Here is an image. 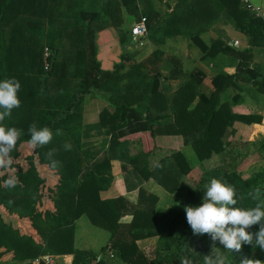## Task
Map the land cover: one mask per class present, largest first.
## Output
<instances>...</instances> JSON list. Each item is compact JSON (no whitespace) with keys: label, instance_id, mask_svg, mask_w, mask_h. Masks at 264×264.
<instances>
[{"label":"trees","instance_id":"obj_1","mask_svg":"<svg viewBox=\"0 0 264 264\" xmlns=\"http://www.w3.org/2000/svg\"><path fill=\"white\" fill-rule=\"evenodd\" d=\"M48 1L0 0V81L14 78L21 85L18 92L21 106L12 111L11 117L7 118L8 124L10 127L22 130L23 136L29 137L28 129L33 123L38 128L48 127L54 132L56 129L54 130L53 127L56 126L59 120L60 122L63 120L67 124L64 128V138L68 139V143L72 145L71 150L66 151L63 148L65 139H55L47 146L40 148V152L44 151L46 153L51 149H56L53 159L59 161L58 168L63 171V175L60 176L63 192L57 204L58 213L53 215L55 226L48 234L44 248H49L55 254H70L72 256L70 264H104L100 260H96L95 256L90 253L71 249L73 221L79 216L85 215L90 224L103 228L110 233L109 247L116 244L115 257L123 264H161V259H158L159 253L162 250H166L162 247L167 248V246L176 244V239L173 236L174 227L176 225L185 227L187 224L184 211L185 205L175 203L169 207L165 212L170 215V219L167 220L163 217L165 213L159 216V212L153 213L152 208L150 211L138 210L135 206L129 205L124 199L119 197L113 200H100L98 198V192L105 190L111 181L109 161L112 159H126L131 164L134 162V159L125 157L128 143L122 138L129 134L144 132L148 133L151 138L156 134L178 135L182 138L183 145L190 146L196 159L203 163L210 160L213 155H221L225 147L232 146L226 140L234 135V131L231 128L234 122L248 125L258 124L260 123V118L252 115L240 116L231 114L229 106L240 102L237 95L228 102H218L219 95L224 88L231 85V80L233 79L232 76L222 73L211 79V92L207 96L199 95L197 103L187 111L186 108L189 107L196 96L195 88L201 80H196L194 76H191L189 81L178 88L170 100V109L172 106H179L182 107V110L176 112L174 124L167 131H161L155 127L157 120H161L166 116L151 115L147 108L140 105L136 108H131L129 104L121 103L115 107L113 114L102 110L98 115V121L102 128L110 132L108 148L105 156L100 159L91 158V162L88 163L85 157V153L88 154V150H81L78 144L79 128L74 122L75 114L81 100L90 91L108 92L109 88L107 86L111 75L108 72L99 71L98 65L94 61V35L91 34L87 22H94L96 13L79 9L80 0L76 1L78 8L76 16L79 24L84 27V34H79L76 27H74L73 31H71L72 33L69 34L72 36L69 40L71 45L61 50L58 59H54L55 52L53 54L49 47H39L31 31L27 34L18 27H11V30H8L7 39L3 41L2 37L4 23L13 22L23 14L30 16L39 14ZM121 2L124 3V0H121ZM186 9L199 19L206 18L209 12H214L216 16L222 15L242 32L247 38L249 49L246 51H231L232 54L237 55L239 58L244 59L246 57L245 54H249L251 49L264 46L263 20L242 6L240 0H210L209 8L206 7V0H192L186 6ZM33 25L31 24L27 28ZM87 38L89 41L86 44L90 52L89 65L83 66L81 74L78 75L82 76L81 81H79L80 85H82V90L73 94L71 99L64 101L65 109L63 111L48 113L52 112L53 105L59 102L56 98V101L51 105L48 104L51 111L40 112L37 118V115L34 114V109H37L39 101L43 97L46 96L48 99L47 92L55 91V96H59L57 90L70 82L68 79L73 76L70 67L77 66L78 59L81 57L80 51H75L73 45L84 44ZM194 42H196L202 52L208 50L196 37H194ZM43 48H47L51 54L47 71L42 70ZM235 71L255 80L253 83L255 86L254 91L264 95V75H257L256 78L260 80L255 79L254 71L242 64L237 65ZM113 88L112 85V90ZM153 97L150 96L149 98L150 104L155 102L156 98ZM215 97L217 98L215 99ZM160 103L165 106L162 96ZM57 104L59 105V103ZM169 113L171 114V112ZM38 151L35 149L36 153ZM149 152L150 150L145 151L141 156L144 158ZM157 164L160 165V167L155 166L159 175H154L152 171L148 170L146 163L142 170H138L139 174H141L143 179L153 176L156 182L161 184L168 193H172L177 187H185L184 178L188 174L189 168L179 151L163 157ZM15 177L19 181L17 186L26 189L28 176L24 173H17ZM213 178L220 179L222 182L235 187L238 198L243 197V199H238L237 207H254V202L247 196V193L257 187V176L244 177L236 171L224 172L219 169H213L207 171L206 176L202 175L197 184L202 186V184L208 183ZM5 180L7 179L4 176L0 177V196L4 195V189L7 187L3 184ZM164 181H167L168 184L166 185ZM17 186L14 188H17ZM193 189L195 190L196 187ZM190 192L188 191V193ZM12 198L14 199L16 196H12ZM18 199L21 201L23 198L20 197ZM125 214L131 216V221L126 227L130 238L129 243H125L122 240L115 242L113 237L121 228L117 221ZM258 229L259 225H255L248 231L255 233ZM152 236L159 237L158 245L152 251V256L147 257L134 247L133 242L137 239ZM161 238H164L163 244L161 243ZM131 247H133V250H131ZM103 250L104 248L100 249V252ZM256 251L250 249L246 244L242 245L241 251L236 254V261L234 260L235 262H232V264H241L242 258L260 260L261 252L259 250ZM39 256H42L40 247L26 248L23 246L18 258L28 259L29 263L27 264H30L32 260Z\"/></svg>","mask_w":264,"mask_h":264},{"label":"crops","instance_id":"obj_2","mask_svg":"<svg viewBox=\"0 0 264 264\" xmlns=\"http://www.w3.org/2000/svg\"><path fill=\"white\" fill-rule=\"evenodd\" d=\"M209 1L206 0L207 8H209ZM247 1L257 9L256 11H264V0ZM191 2L192 0H124L122 3L121 0H80L79 9L96 13L93 22L97 26L94 61L99 71L111 74L107 86L108 92L104 94L102 91H90L81 100L75 114L74 122L79 128L78 144L81 150H88V154L85 153L88 163L91 162V158L100 159L105 156L108 148L110 132L102 128L98 121V115L102 110L113 114L115 107L121 103L129 104L131 108L140 105L147 108L151 115L166 116L157 120L155 127L161 131H167L174 124L176 112L182 110L179 106H172L170 109V100L178 88L189 81L191 76H194L196 80H201L195 88L196 96L186 108L187 111L197 103L199 95L207 96L211 92V79L222 73L232 76L233 79L231 85L224 88L219 95L218 102H228L237 95L240 102L229 106L230 113L240 116L248 114V110L243 108L245 106L244 94L247 93L248 88L255 90L253 85L255 80L245 74L237 73L235 67L242 64L252 69L256 75L255 79H259L256 78L257 75L264 73L255 68L260 69L263 65L261 63H264L263 51L257 53L256 50L251 49L249 54H245L244 59L232 54L233 50L246 51L249 49L246 36L222 15L216 16L214 12H209L206 18H196L191 11L186 9ZM131 12H138L136 21L141 17L145 18L147 33L141 40V45L137 46L130 40L127 30L128 44L131 46L123 43L122 47L115 25L120 22L121 17ZM112 20L113 25L110 24ZM262 20L264 22V19ZM194 37L208 50L202 52L194 42ZM234 41L237 43L236 47L232 46ZM121 47L128 56L122 57ZM70 80L71 78L68 79ZM64 87H60L57 94L67 91ZM49 93L56 94L55 91ZM254 94L258 101L264 102L263 94L256 93V91ZM150 96L156 98L151 104ZM161 96L165 101V106L160 103ZM252 112L262 121L263 107L259 110L254 109ZM263 122L264 120L260 123ZM253 125L255 128H260L258 124L247 126L234 122L231 127L234 137L227 138L226 141H231L233 145L236 140H239L238 134L241 129L249 130L253 128ZM250 133L247 132L246 135L249 137ZM122 139L128 143L125 157L134 159V162L131 164L126 159L109 161L111 181L105 190L98 192L100 200H113L119 197L138 210L150 211L152 208L153 213L159 212H157L159 216H162L175 203L184 204L188 200V194L194 191V186H190L189 179L194 180L193 175L203 163L196 159L190 146L183 145L180 136L156 134L151 138L148 133L144 132L129 134ZM148 150H150L149 154L143 158L141 154ZM175 151L180 152L189 168L184 178L185 187H177L172 193H168L153 176L143 179L139 174L138 170H142L146 163L148 170L154 175H159L155 166L163 157ZM214 157L216 155H213L208 162H211ZM164 182L168 184L167 181ZM188 191L191 192L188 193ZM163 217L170 219V215L166 213ZM130 221L129 214L119 218L117 223L121 228L119 227L113 241L122 240L129 243L130 238L126 227ZM109 240L110 233L90 224L85 215L73 221L72 250L90 253L104 264H123L115 257L116 244L109 247ZM158 240V236L146 237L135 240L133 245L139 252L151 257L152 251L158 245ZM102 248L104 250L100 252ZM41 257L48 258L53 264H70L72 260L70 254H55L47 247L43 248Z\"/></svg>","mask_w":264,"mask_h":264},{"label":"rangeland","instance_id":"obj_3","mask_svg":"<svg viewBox=\"0 0 264 264\" xmlns=\"http://www.w3.org/2000/svg\"><path fill=\"white\" fill-rule=\"evenodd\" d=\"M76 1L49 0L39 14L32 16L23 14L13 22L4 23V26L2 25L4 27L2 30L3 41L7 39L8 30H11V27H18L27 34L31 31L39 47H49L53 54L55 52L54 59H58L61 50L71 45L69 40L72 36L69 34L72 33L71 31H73L74 27H76L79 34H84V27L82 24H79L76 16V10L78 9ZM258 6L260 7L259 4ZM137 17L138 12H131L129 15L121 17L120 22L115 25V30L120 37L122 47L123 43L131 46V44H128L129 27L136 21ZM27 21H29L28 24H26ZM112 23L113 20L110 21L111 25H113ZM31 24L34 25L27 28ZM87 24L91 34L94 35L93 44L95 52V31L97 26L93 22H87ZM88 38L84 44H80L79 46L72 44L75 51H80L81 57L78 59L77 66L70 67L73 76L68 85L64 87L67 88V91L59 94V96L47 92L48 99L46 96L43 97L39 101L37 109H34V114L37 115V118L40 112L51 111L49 106L56 101V98L59 102H56L53 105V111L48 113L63 111L65 109L64 101L71 99L73 94L82 90V85L79 82L80 76L78 75L81 74L83 66L89 65L90 52L86 44L89 41ZM122 47V57L128 56ZM263 48L264 46H261L253 48V50H256L257 53L262 51L264 53ZM261 64H263L261 65L262 67L260 69L255 68V70L264 73V63ZM250 91L253 93H249ZM246 92L244 94L245 101L243 103L245 102V106L243 108L248 110V114H244L243 116L253 115L254 117H259L255 116L256 114L252 111L254 109L259 110L260 107L264 108V102L262 103L257 100L254 94V88H248ZM103 93L105 94L106 92ZM263 120L264 117H262ZM262 121L260 120V122ZM4 125L10 127L7 118L4 121ZM245 125L248 126V124ZM258 125L260 128H255L254 125L249 130L242 128L238 134L240 136L239 140H236L231 147H225L223 153L214 157L211 162H203L202 167L193 175L194 180L189 179L190 186L197 188L188 194V200L184 203L185 206H200L202 204L203 194L206 190L205 186L210 181L202 184V186H199L197 183L202 175L206 176V172L213 169H219L224 172L236 171L244 177L257 176V187H260L264 191V122L263 124L258 123ZM66 126L67 124L63 120L61 122L59 120L53 128L54 130L60 129L62 135H55V130L53 132V140L65 139L64 128ZM247 132H251L249 137L246 135ZM233 137L230 136L229 139ZM28 139L30 137L22 135L15 150L11 153L13 157L12 169H15V171L9 170L7 173L0 175V177L4 176L6 179L15 176L17 173H24L28 176L26 189L20 186H17V188H8L5 186L4 195L0 196V264L29 263L27 261L28 259L18 258L23 246L26 248L38 246L43 254L46 238L55 226L53 215L58 213L57 204L63 192L61 188L62 182H60V176L63 175V171L60 168H51L50 162L45 158L46 152H40V148H37L36 150H39V153H36L27 144ZM68 141V139H65L64 143H68ZM229 142L231 143V141ZM12 196H16V198L13 199ZM20 197L23 198L21 201L18 199ZM173 236L176 239V244L167 246V248L162 247L166 250H162L159 253L158 259H161V264H184L185 261L188 264H203L204 256L211 253L213 243L224 253L227 258V264L235 262L237 258L236 254L239 253L225 251L223 245L219 241L213 242L208 234L193 235L188 223L185 227L176 225ZM161 239V243L163 244L164 238ZM246 245L255 252H257L256 250L261 252L260 261L264 264V250H261L259 247H253L252 245Z\"/></svg>","mask_w":264,"mask_h":264},{"label":"clouds","instance_id":"obj_4","mask_svg":"<svg viewBox=\"0 0 264 264\" xmlns=\"http://www.w3.org/2000/svg\"><path fill=\"white\" fill-rule=\"evenodd\" d=\"M20 83L14 79L0 81V175L12 169L13 157L22 130L15 127H6L4 121L10 118L12 111L21 106L18 92ZM30 139L27 144L33 149L47 146L54 138L53 131L48 127L38 128L35 123L29 126ZM55 135H62L57 129ZM63 148L70 151L72 145L65 143ZM56 149H51L45 154L50 162V167L58 168L59 161L53 159ZM156 167H160L159 164ZM19 183L15 176L4 181L8 188H14ZM204 197L200 206H185L186 220L193 235L208 234L212 241H219L225 251L240 252L242 245L248 244L264 250V191L260 187L247 193L254 202V207H237L238 199L234 186L213 178L205 186ZM259 225L258 231H248L252 226ZM184 264H188L187 261ZM203 264H227V258L213 243L211 253L204 256ZM241 264H262L260 260L242 258Z\"/></svg>","mask_w":264,"mask_h":264},{"label":"built area","instance_id":"obj_5","mask_svg":"<svg viewBox=\"0 0 264 264\" xmlns=\"http://www.w3.org/2000/svg\"><path fill=\"white\" fill-rule=\"evenodd\" d=\"M243 6L250 12H253L255 16H258L264 19V11H256V8H253L252 5L247 0H240ZM147 33L146 30V21L145 18L141 17L138 21L133 23L131 28L129 29V36L130 40L134 45L140 46L141 40L145 37ZM232 46L236 47L237 43L234 41ZM50 51L47 48H43L42 50V70L47 71L49 67V60H50ZM31 264H53L49 261L46 257H37L30 262Z\"/></svg>","mask_w":264,"mask_h":264}]
</instances>
